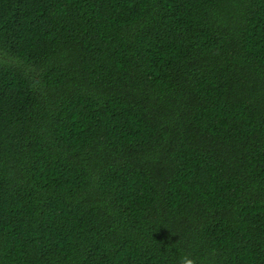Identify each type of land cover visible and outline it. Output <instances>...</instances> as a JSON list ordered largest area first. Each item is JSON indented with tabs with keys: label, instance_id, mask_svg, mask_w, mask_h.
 <instances>
[{
	"label": "trees",
	"instance_id": "trees-1",
	"mask_svg": "<svg viewBox=\"0 0 264 264\" xmlns=\"http://www.w3.org/2000/svg\"><path fill=\"white\" fill-rule=\"evenodd\" d=\"M0 52V264H264V0H0Z\"/></svg>",
	"mask_w": 264,
	"mask_h": 264
},
{
	"label": "clouds",
	"instance_id": "clouds-1",
	"mask_svg": "<svg viewBox=\"0 0 264 264\" xmlns=\"http://www.w3.org/2000/svg\"><path fill=\"white\" fill-rule=\"evenodd\" d=\"M178 264H197V260L190 254H184L180 257Z\"/></svg>",
	"mask_w": 264,
	"mask_h": 264
},
{
	"label": "rangeland",
	"instance_id": "rangeland-1",
	"mask_svg": "<svg viewBox=\"0 0 264 264\" xmlns=\"http://www.w3.org/2000/svg\"><path fill=\"white\" fill-rule=\"evenodd\" d=\"M3 56H4L3 53L0 52V58L3 57ZM8 60L11 61V59H8Z\"/></svg>",
	"mask_w": 264,
	"mask_h": 264
}]
</instances>
